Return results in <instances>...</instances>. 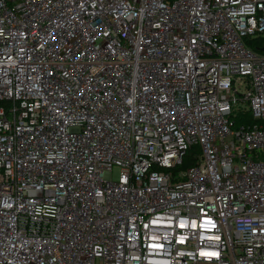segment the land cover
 Returning a JSON list of instances; mask_svg holds the SVG:
<instances>
[{"label": "built area", "instance_id": "obj_1", "mask_svg": "<svg viewBox=\"0 0 264 264\" xmlns=\"http://www.w3.org/2000/svg\"><path fill=\"white\" fill-rule=\"evenodd\" d=\"M259 39L264 0H0V264H264Z\"/></svg>", "mask_w": 264, "mask_h": 264}, {"label": "trees", "instance_id": "obj_2", "mask_svg": "<svg viewBox=\"0 0 264 264\" xmlns=\"http://www.w3.org/2000/svg\"><path fill=\"white\" fill-rule=\"evenodd\" d=\"M249 44L255 51L261 52L263 50V47H264V39H259L257 42L256 41L249 42ZM238 119H239V121L237 120V125L244 124V122H250V117H248V116H245V117L241 116ZM200 153H201L200 148H198V147L192 148V150L190 151V153L186 157L185 161L183 162V165L178 167L176 169V172L180 173V172L186 171L187 168L192 166L195 162V159L193 156L200 155Z\"/></svg>", "mask_w": 264, "mask_h": 264}, {"label": "rangeland", "instance_id": "obj_3", "mask_svg": "<svg viewBox=\"0 0 264 264\" xmlns=\"http://www.w3.org/2000/svg\"><path fill=\"white\" fill-rule=\"evenodd\" d=\"M119 170L118 169H115L114 170V173H113V178L116 180L118 177H119Z\"/></svg>", "mask_w": 264, "mask_h": 264}]
</instances>
